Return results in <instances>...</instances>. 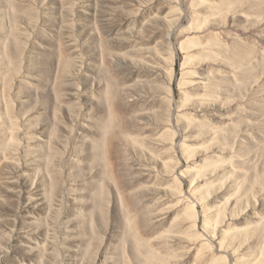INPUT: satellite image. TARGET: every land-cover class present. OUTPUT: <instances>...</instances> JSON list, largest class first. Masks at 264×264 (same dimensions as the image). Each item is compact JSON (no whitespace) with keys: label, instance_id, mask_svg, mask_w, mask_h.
<instances>
[{"label":"rangeland","instance_id":"1","mask_svg":"<svg viewBox=\"0 0 264 264\" xmlns=\"http://www.w3.org/2000/svg\"><path fill=\"white\" fill-rule=\"evenodd\" d=\"M0 264H264V0H0Z\"/></svg>","mask_w":264,"mask_h":264}]
</instances>
